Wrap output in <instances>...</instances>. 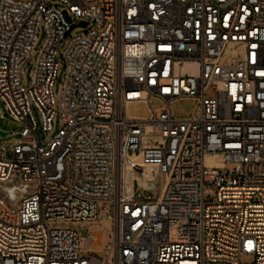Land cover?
I'll list each match as a JSON object with an SVG mask.
<instances>
[{
    "label": "built area",
    "instance_id": "1",
    "mask_svg": "<svg viewBox=\"0 0 264 264\" xmlns=\"http://www.w3.org/2000/svg\"><path fill=\"white\" fill-rule=\"evenodd\" d=\"M4 110L0 264H264V0H0Z\"/></svg>",
    "mask_w": 264,
    "mask_h": 264
},
{
    "label": "rangeland",
    "instance_id": "2",
    "mask_svg": "<svg viewBox=\"0 0 264 264\" xmlns=\"http://www.w3.org/2000/svg\"><path fill=\"white\" fill-rule=\"evenodd\" d=\"M85 32V29L77 28L74 30L72 35H77ZM43 41V36L41 37V43ZM66 42V40H65ZM40 43V45H41ZM65 77V64H62L61 69L59 71L56 84H55V94L57 97L61 96V91H62V83L64 81ZM29 79V76H28ZM34 114L36 116V119L40 125V128L38 130V133L40 136L44 137V132L41 129V124H42V119L40 117V114L38 110L36 109L35 106H33ZM0 127L3 130H8V131H15V134H10L8 136H1L0 135V142H6L8 144H16L20 138V132L22 131L24 124L14 118L7 110H4V116L0 120ZM61 127V120L60 117L57 116L55 121H54V129L55 131H58ZM103 213H112V203L109 200H102L100 201L98 205V219L94 222H92L84 231V236L88 235L89 233L92 234H98L101 238L100 242L98 244L91 243L89 246V251L94 252L98 256H104L106 253L107 247L111 244L112 240V230H113V225H112V220L110 218H104L102 217ZM244 262H251L252 264L254 263V258L253 257H248L245 256L242 258Z\"/></svg>",
    "mask_w": 264,
    "mask_h": 264
},
{
    "label": "bare ground",
    "instance_id": "3",
    "mask_svg": "<svg viewBox=\"0 0 264 264\" xmlns=\"http://www.w3.org/2000/svg\"><path fill=\"white\" fill-rule=\"evenodd\" d=\"M157 109L161 113H166V107L159 100H153ZM173 109L178 116L194 117L197 115L199 106L196 99L180 100L173 104ZM128 111L133 116H141L143 118H150L152 116L151 109L147 102H131L128 105ZM146 177L152 178V169L147 168Z\"/></svg>",
    "mask_w": 264,
    "mask_h": 264
},
{
    "label": "water",
    "instance_id": "4",
    "mask_svg": "<svg viewBox=\"0 0 264 264\" xmlns=\"http://www.w3.org/2000/svg\"><path fill=\"white\" fill-rule=\"evenodd\" d=\"M68 19L70 20V18H68ZM83 25H87V24L86 23H83ZM72 29H73V27L71 28V30ZM71 30L67 32V35H69V33L71 32ZM0 135L3 136V137H5L7 135V132L0 130Z\"/></svg>",
    "mask_w": 264,
    "mask_h": 264
}]
</instances>
